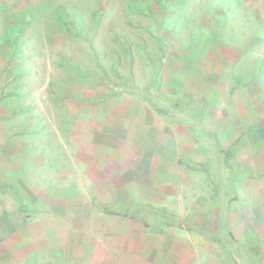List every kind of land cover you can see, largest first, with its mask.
<instances>
[{
  "label": "rangeland",
  "instance_id": "rangeland-1",
  "mask_svg": "<svg viewBox=\"0 0 264 264\" xmlns=\"http://www.w3.org/2000/svg\"><path fill=\"white\" fill-rule=\"evenodd\" d=\"M99 158L112 203L82 187ZM5 198L0 236L47 223L28 264L83 250L90 214L184 264H264V0H0Z\"/></svg>",
  "mask_w": 264,
  "mask_h": 264
},
{
  "label": "crops",
  "instance_id": "crops-1",
  "mask_svg": "<svg viewBox=\"0 0 264 264\" xmlns=\"http://www.w3.org/2000/svg\"><path fill=\"white\" fill-rule=\"evenodd\" d=\"M112 158L115 159V157ZM101 163L104 164L101 158L89 163V167H87L88 174L86 178H82L81 180L82 187L85 192L91 195H111L112 197L105 199V201L112 203L118 200L116 196L121 195L124 182L119 180L115 173H109L117 169L116 165L111 166V163H109L103 167ZM92 170H95V172ZM128 186L132 187L133 185L129 183ZM2 204L4 206H0L1 231L4 228H8L9 221L12 220L11 216L13 211L6 201V198ZM89 209L92 211V205ZM5 212L8 214V218L3 216ZM41 212L42 210L40 209L36 217L32 220L36 226L35 235H30L29 237L27 234H24L22 229L29 222L25 221V224H22L21 221L17 225L19 226L18 230L14 232L8 231L3 236H0V264H28V258L32 253L39 255L43 246L32 247V245H29V238L34 239L36 243L43 241L44 235L42 232H44V227L45 225L47 226V223L40 216ZM89 217V219L84 220V225L89 226L91 229L88 233L83 234L81 238L86 244L83 246L84 249L74 251L69 256H58L55 258V264H184L181 261L182 257L180 256V252L152 250L151 248L153 246L150 243L152 237L141 235L133 230L134 227L140 226L139 221L134 218L107 217L105 219H98L94 214H90ZM70 226L73 225L71 224ZM184 235L186 236L185 233ZM62 237L68 239L63 242L70 243V246L76 248L73 245V243H78L79 241L77 240L79 238L76 234H69ZM199 255L200 253L198 251L194 252L192 259H201L202 256ZM39 257L41 259L42 254ZM172 259L175 261H172ZM196 264L198 263L196 262ZM199 264H202V261H199Z\"/></svg>",
  "mask_w": 264,
  "mask_h": 264
},
{
  "label": "trees",
  "instance_id": "trees-1",
  "mask_svg": "<svg viewBox=\"0 0 264 264\" xmlns=\"http://www.w3.org/2000/svg\"><path fill=\"white\" fill-rule=\"evenodd\" d=\"M113 36L116 41L118 42L123 41V37L117 31H113ZM110 213H114V212H110Z\"/></svg>",
  "mask_w": 264,
  "mask_h": 264
}]
</instances>
